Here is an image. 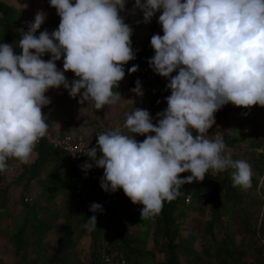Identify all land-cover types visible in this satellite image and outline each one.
<instances>
[{"label": "clouds", "instance_id": "clouds-1", "mask_svg": "<svg viewBox=\"0 0 264 264\" xmlns=\"http://www.w3.org/2000/svg\"><path fill=\"white\" fill-rule=\"evenodd\" d=\"M60 23L56 30L36 33L44 22L37 13L23 31L16 54L12 44L0 43V172L9 160L24 165L48 133L42 108L45 93L63 86L80 103L96 110L117 103L114 91L124 78V65L135 59L132 28L120 15L126 0H49ZM150 22L156 12L163 35L151 37L153 71L169 79L167 108L154 124L147 110L126 114L123 127L97 134L96 146L86 147L93 166L103 168L100 187L122 189L133 204L143 205L141 218L158 215L165 201L179 196L186 183L203 181L233 169V187H251L252 168L246 160L225 155L219 136L206 133L214 114L231 103L242 108L264 107V0H135ZM50 54L45 61L43 56ZM63 57V71L56 61ZM138 66L131 67L135 73ZM76 79L68 82L65 72ZM176 72L175 76L172 73ZM83 90V91H82ZM143 95L140 81L131 89ZM195 132V134H194ZM154 133V135H152ZM136 135L146 138L142 142ZM100 153L98 156L97 153ZM191 175L180 178V174ZM90 211H102L97 203ZM96 216L83 227L91 232ZM105 259H108L105 257Z\"/></svg>", "mask_w": 264, "mask_h": 264}, {"label": "trees", "instance_id": "trees-1", "mask_svg": "<svg viewBox=\"0 0 264 264\" xmlns=\"http://www.w3.org/2000/svg\"><path fill=\"white\" fill-rule=\"evenodd\" d=\"M10 8L11 6L0 0V13L2 15L0 43L15 45L18 54H20L21 50L18 48V44L22 37L19 34L18 24L11 18ZM150 29L155 31L146 36L144 43V49L146 50L149 47L150 51L144 55H141V51H134V54L143 64L142 71L139 77L134 73L130 75L131 78L127 88L133 89L136 86V81L139 80L143 88V96L139 99V102H143L148 97V105L157 111L164 106L160 108L153 106L151 88L150 85L145 83L143 73L146 65L145 59H151L155 54L150 44L151 37L155 34L163 35V31L162 26L159 25L156 28L154 22L150 23ZM176 74L174 72L172 76ZM224 107L225 110L230 107L228 109H231V114L226 115L227 113L225 110L223 111V107L216 113L221 118L217 136L221 137L226 148L230 149V153L226 155H230L233 160H246L257 175H262L264 179V150H260L255 155L254 152L252 154V151L256 150L258 146L264 148V115L259 112L261 106L255 105L251 108H242L229 103ZM208 134L210 135L211 131L206 133L207 138ZM145 138V136L139 135L138 140L142 142ZM214 138L211 137V139ZM35 150L36 157L31 165V176L37 172L44 160L51 164L45 182L38 193L39 199L49 201L55 194L59 192L64 194L69 191H72L76 196L82 190L84 186L82 172L74 168L64 152L53 149L44 142L37 144ZM236 153H240V155L238 156ZM97 155L99 156L100 153L98 152ZM96 171V181L90 186L87 196L88 201L79 202L82 219L87 221L91 216H96V213L90 211V205L93 203L99 204L104 200L101 205L103 219L98 221L96 217V225H98L99 230L92 236V241L96 242L95 248L91 247L90 250H87L89 257L87 264H106L100 257L102 251L106 252L113 260L119 261L122 259L123 264H145V262L147 264L152 262H154L152 264H264V247L262 245L264 215H260L262 199L258 194L252 193L256 186L254 177L251 178V187L247 190L233 187L231 179L233 169L231 168L216 175H213L212 170H209L203 181L186 183V188L184 184L179 190V196L171 202L165 201L161 212L152 217L154 222L152 230L153 249L162 256L156 260L153 251L147 252V254L144 253V256L141 255V237L135 231L129 232L128 230L130 224H134L136 228L141 225V221L136 220L138 211L126 209V206L130 204V199L122 189H118L116 192H105L99 185L98 190L95 191V185L101 183L104 173L103 168L96 167ZM23 172L26 173L23 165H21L19 176L23 177ZM189 175H191L190 172H185L180 174V178ZM261 193L264 195V188L261 189ZM195 200L200 207L203 205L202 202H205L209 207V219L202 223L203 241L198 247L192 244L191 239L183 238L180 235L184 219L181 218L178 221L176 217L183 216L184 213L181 210L177 213L175 210L179 202L191 204ZM28 211L31 212L30 214H34V208L31 205ZM64 222V232L57 251L55 254L47 256L43 264H82L69 258L68 245L71 231L69 221ZM47 228L48 225L44 221H37L33 229L29 233L26 232L25 236L27 237L30 234L33 235L34 253L39 252V235ZM215 228L216 231H214ZM24 230L23 221L13 233H9L7 230L4 231V234L7 235V242L12 246L13 253L16 256L19 252L25 251L28 245L27 240H25L26 237L23 236ZM34 232L36 235H34ZM236 235L239 236L238 240H235ZM100 239H104L106 244H101ZM245 246L255 249L253 261L243 259L246 253ZM129 256L131 257V263L128 262ZM140 256L142 258L139 260ZM42 258L43 256L32 257L31 262L37 264Z\"/></svg>", "mask_w": 264, "mask_h": 264}, {"label": "rangeland", "instance_id": "rangeland-1", "mask_svg": "<svg viewBox=\"0 0 264 264\" xmlns=\"http://www.w3.org/2000/svg\"><path fill=\"white\" fill-rule=\"evenodd\" d=\"M5 4L11 6V18L15 21L19 26V34L23 35V31H27L29 25L34 22L35 16L37 13L44 14V22L42 23L40 29L37 31L36 35H39V32L48 30L49 33L53 32L52 27H55L56 24L59 25L60 17L57 15L56 9L50 6L49 0H1ZM74 2V0H73ZM162 14V12L158 11L155 15L151 18L150 22H145L144 20V13L143 11L136 6L135 0H126L125 9L120 12V15L124 18V22L129 24L132 28V49L134 51L142 52L141 55H144L146 52L150 51L148 47L146 50L144 49V43L146 36L154 32L155 30L150 29V23H156V28L160 25L158 23V18ZM2 21V15L0 13V24ZM57 25V26H58ZM1 30V25H0ZM2 32V30H1ZM0 32V38L2 37V33ZM15 53L18 54V49L15 45H13ZM43 59L47 61L50 59V54H45ZM142 62L140 59L135 55V59L127 62L124 65L125 76L119 82L117 88L114 91L118 92L121 97L117 101L116 104L111 106H105L104 110H96L91 102L85 101L81 104L80 96L77 95L75 98L69 95L68 90H66L63 86L60 88H51L49 89L45 95L50 99V103L42 108V113L45 115L46 123L48 124V131H62V130H70L75 128L76 124L81 123V127L85 130L92 129L95 127L92 125V122L83 123L81 122L82 119H91L94 118V122L98 119H102L107 117L105 121L110 120L109 123H116L122 119H126V95L127 93H131V91L126 92V80L127 78L133 74L129 73V69L133 66H138V70L134 73L138 77L142 71ZM56 66L58 70L63 71V57L61 60L56 61ZM68 82L71 83L73 79H76L74 73L71 71L64 73ZM83 91V90H82ZM133 93V92H132ZM147 93V92H145ZM130 97L132 98L131 94ZM136 95L134 94L133 103L129 102L130 106L137 105L135 102ZM148 97L145 98V105L147 106L145 110L150 113L152 121L158 119L155 118L154 111L157 113H161L167 108V103L162 109H158L157 111L151 108L148 105ZM141 105V107L145 106ZM229 105V104H227ZM53 106L55 109L53 110ZM225 110L223 106V111H226V115L231 114V109ZM54 112V113H53ZM259 112L263 113L264 115V107L259 109ZM55 114V117L48 116ZM60 114V116H58ZM122 117V118H121ZM215 117V124L209 130L211 134H208V138L217 137L218 129L221 124V118L217 113L214 114ZM261 117H263L261 115ZM260 118V117H259ZM61 120V122H59ZM262 120V118H260ZM74 124L72 127H67L65 124ZM98 123V126H104L102 123ZM105 124V123H104ZM108 125V124H107ZM65 126V127H64ZM92 127V128H91ZM80 128V127H77ZM61 133H58L60 135ZM141 142V140H138ZM263 151V146H258L254 152V155L259 153V151ZM230 153V149H225V155ZM238 156L240 153H236ZM10 161V160H9ZM8 161V162H9ZM13 161V160H12ZM12 161H10L8 168L0 172V264H33L31 262L32 257L40 256L43 258L38 261L37 264H43V261L47 256L53 255L57 251V247L61 237L63 236V226L64 221H69V229H70V242L68 245L69 250V258L75 262H81L82 264H87L88 261V254L86 250H90L91 247L95 248V241H92L93 234L97 233L99 230L98 225H96V229L89 232L87 231L83 225L88 223V220L83 221L81 216V208L79 206V201L76 200V196L73 194L72 191L63 193L55 194L51 200L44 201L39 199L38 192H33L32 196L26 194L24 190L20 189L18 184L21 182L18 181L20 178L21 172V165L16 170V166L12 167ZM252 168V177L256 180V186L252 190L253 194H258L259 197L262 199L260 205V215H264V195L261 193V189L264 188V179L262 175H257L255 170ZM7 172V174L5 173ZM18 172V173H17ZM17 177V178H16ZM17 179V180H15ZM15 180V181H14ZM18 181V182H17ZM185 188L187 185L185 184ZM27 192V191H26ZM182 192V191H181ZM28 193V192H27ZM25 199L26 202H25ZM30 198V199H29ZM190 203V202H189ZM202 206H199V203L193 201L191 204H183L179 202L175 208L176 212L178 213L181 210L184 214L183 216H177L176 218L179 220L184 219L182 222V227L180 229V235L183 238L191 239L193 242L192 244L195 247L201 244L203 241L202 239V223L209 219L208 214V205L205 202H202ZM34 208V214H30L28 211L29 206ZM143 205L133 204L130 201V204L126 206V209L130 211H138L136 220L141 221V225L139 228H136L134 224H130L128 227L129 232H136L141 237L140 249L142 252V256L147 254V252L153 251L154 257L157 259L161 258V254L157 253L153 249L152 244V230H153V219L152 217L148 219L141 218V209ZM24 219V220H23ZM24 221L25 230L23 236L26 235V232L29 233L33 229V226L37 221H44L48 228L39 235V252H33V242L32 236L29 235L28 237L25 236V240H27V248L25 251L19 252L16 254L13 253L12 246L7 242V235L4 234V231L7 230L9 233H13L17 230V227ZM231 229V228H230ZM217 229L215 228L214 231ZM38 233V232H37ZM34 235L35 232H34ZM239 236H235V240H238ZM101 244H106L104 239H100ZM262 245L264 247V239L262 240ZM139 249V251H140ZM245 255L243 259L245 261H253L255 249L251 247H244ZM35 251V250H34ZM145 253V254H144ZM142 257H139V260ZM146 261V260H145ZM128 262L131 263V257H128ZM154 263V262H152ZM151 263V264H152ZM144 264V263H143ZM145 264H147L145 262Z\"/></svg>", "mask_w": 264, "mask_h": 264}, {"label": "built area", "instance_id": "built-area-1", "mask_svg": "<svg viewBox=\"0 0 264 264\" xmlns=\"http://www.w3.org/2000/svg\"><path fill=\"white\" fill-rule=\"evenodd\" d=\"M137 51V50H136ZM138 52V51H137ZM149 59H145V67H144V73L143 78L147 85H150V93L153 96V106L155 108H160L165 106L166 97L169 96V89L166 87L167 84L170 82L168 78L162 77L158 74H156L153 69L149 66L148 63ZM155 122L154 124H156ZM124 122L121 123L116 128H120L121 131H126V129L123 127ZM115 128V129H116ZM105 129L102 126H99L95 129V131L92 134V137L86 136L82 132H71L67 131L64 133H61L58 135L57 133H52L48 131L47 135L40 139L37 144L40 142H44L46 145L53 149L60 150L64 152L70 162L73 164L75 169L81 170L82 172V178L84 180V186L82 190L76 195V200L79 202L82 201H88V192L90 189L91 184L96 181L97 177V171L96 167L93 166L90 170H84L82 166L87 163H92V161L88 158L87 155H85V152L83 150L88 148H92L96 146L97 142V134L104 132ZM139 135L135 136V139H138ZM16 166V170L20 167V164H18V161L13 160L12 161V167ZM18 173V172H17ZM100 183H97L95 185V191L98 190ZM27 200V199H24ZM187 200V199H186ZM104 203V200H102L99 204L102 205ZM102 211L96 212V217L98 218V221H102ZM88 251L86 250V253ZM100 257L102 261L106 264H123L124 261L121 259L119 261L113 260L106 252L102 251L100 253ZM107 257L108 259H105Z\"/></svg>", "mask_w": 264, "mask_h": 264}, {"label": "crops", "instance_id": "crops-1", "mask_svg": "<svg viewBox=\"0 0 264 264\" xmlns=\"http://www.w3.org/2000/svg\"><path fill=\"white\" fill-rule=\"evenodd\" d=\"M58 24H56L55 25V27H52V30H56L57 28H58V26H57ZM48 31V30H47ZM130 78H131V76H129L128 78H127V80H126V92H128V91H130L131 90V88H127L128 86V83H129V81H130ZM142 90H143V88H142ZM130 94H131V96H132V98L130 97ZM134 94L135 93H132V91H131V93H127V95H126V103L128 104L127 105V108H126V113H131L132 111H134V109L135 108H140V109H143V110H145V108L147 107L146 105H145V102L143 101H141V102H139V99L140 98H142V96H137L136 94V98H135V103L137 104V105H132V106H130L129 104V102H131V103H133V97H134ZM141 105H145L144 107L142 106L141 107ZM55 109V107L53 106V110ZM105 108H103L102 110H104ZM54 113V112H53ZM52 113V115L50 114V115H48V116H53V117H55V114H53ZM154 113V115H155V118H157V113H158V111H157V113L154 111L153 112ZM58 116H60V114L58 115ZM107 117H104L103 119H102V122L100 121L101 119H98L96 122H94V118H91V119H89V120H87V119H82V121L81 122H83V123H88V122H92V125L91 126H95V127H91L92 129H88L87 128V130H85V129H83L81 126V123H78V124H76V126L74 125V124H69V123H66L65 122V124L67 125V127H72V125L73 126H75V128H72V129H70V130H62V131H58V132H56V131H50V132H52V133H64V132H67V131H71V132H82V133H84L86 136H88V137H92V134H93V132L95 131V129L96 128H98L99 126H98V123H102L104 126H102L104 129H105V131H108V130H113V129H115L117 126H119L121 123H123V122H125V120L124 119H122V120H120L119 119V121L118 122H116V123H114V124H112V123H109V121L110 120H107V121H105V119H106ZM122 118V117H121ZM59 122H61V120H59ZM155 122H157V120H155L154 121V123ZM105 123V124H104ZM89 124V123H88ZM108 124V125H107ZM65 127V126H64ZM77 127H80V128H77ZM212 138H214V137H212ZM137 140V139H136ZM35 157H36V150L34 149V151H33V153H32V155H31V161H30V163H28V164H24L23 165V169H24V171H26V173L24 174V172H23V177H19L20 179L18 180V181H20L21 180V182L18 184V186L20 187V189L22 188L23 190H24V192L26 193V194H28V195H30V196H32V194H35V193H33L34 191L35 192H38L39 193V191H40V188H41V186L44 184V182H45V178L47 177V175H48V172H49V168H50V163H47V162H45V160H44V162H43V164L40 166V168L37 170V172H35L32 176L30 175V170H32V168H31V165L33 164V161H34V159H35ZM10 161H12V160H10ZM9 161V162H10ZM8 162V164H10ZM10 166V165H9ZM6 174H7V172H5ZM17 178V177H16ZM15 180H17V179H15ZM14 180V181H15ZM17 181V182H18ZM21 189V190H22ZM28 193H27V192ZM30 199V198H29Z\"/></svg>", "mask_w": 264, "mask_h": 264}]
</instances>
